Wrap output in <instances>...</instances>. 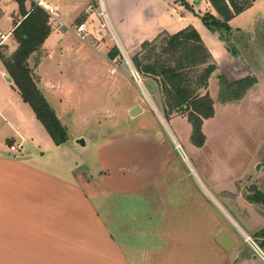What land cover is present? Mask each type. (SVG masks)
I'll list each match as a JSON object with an SVG mask.
<instances>
[{
  "label": "crops",
  "instance_id": "0c3cea01",
  "mask_svg": "<svg viewBox=\"0 0 264 264\" xmlns=\"http://www.w3.org/2000/svg\"><path fill=\"white\" fill-rule=\"evenodd\" d=\"M13 1L0 0V20L8 14L13 19L8 32L0 31L8 34L4 45H11L5 57L17 48L11 36L22 20L18 9L13 8ZM33 1L24 5L26 11L31 9ZM40 1L55 11L58 22L41 48L30 56L28 66L40 92L49 97L56 95V100L63 104V111L52 110L65 127L68 140L60 146L53 144L13 82L3 79V73L9 75L0 60V264H264V253L260 250L264 249L261 232L264 228H259V234L252 238L257 252L230 225L238 226L232 213L241 217L243 225L251 212L264 226V218L256 211L259 204L248 201L252 194L244 195L250 177L243 181L232 173L217 175L208 146L213 140L217 145H225V140L210 138L206 132L207 124L218 113L237 116L247 109L244 103L252 89L237 101L222 104L218 99L220 78L231 84L253 76L243 55L232 52L229 43L218 40V33L210 34L198 17L191 15L178 0H105L110 19L107 21L119 41L115 37L114 40L120 50L132 57L143 42L152 41L162 33L172 35L189 26L194 28L217 67L207 87L214 103V116L202 123L204 143L200 147L192 142L191 126L184 115L174 114L169 118L188 162L192 160L195 165L196 169L189 163L192 172L170 139L153 130L152 135L119 138L104 146L97 144L93 147L92 165L83 160V170L77 173L78 163L74 164L70 156L67 159L64 146L71 139L83 149L87 142L84 147L78 145L76 140L82 137V132H74L70 124L63 122L67 111L73 116L70 98L74 92L70 90L61 97L58 88L60 78L66 74L63 66L84 62L89 48L93 49L89 43H81L72 28L83 15L87 32L93 10L87 11L89 0ZM184 1L188 5L199 2ZM203 1L205 11L216 17L209 0ZM236 17L228 22L232 31L229 41L237 33L231 27ZM235 42L237 45L238 41ZM103 58L109 74L116 76L108 80V89L104 91L109 103L115 106L120 104V96L132 82L120 68L113 69L106 56ZM46 69L52 74L50 78L43 76ZM72 69L75 72L76 68ZM73 70L70 74L74 76ZM98 77L93 75L95 83ZM257 82L255 86L259 87L260 80ZM136 97L135 94L127 100L122 111L139 106V115L142 114L144 109ZM116 110L115 107L102 110L104 116L98 114L101 118L96 119L97 125L102 120L114 122ZM75 120L79 123L73 126L88 121L84 116ZM23 144L31 145L32 150L20 154L7 148L23 147ZM102 149L107 155L104 162L99 160ZM263 161L257 159L253 163L251 179L256 177ZM197 173L208 189L201 188ZM240 209H246L248 215L240 214Z\"/></svg>",
  "mask_w": 264,
  "mask_h": 264
},
{
  "label": "rangeland",
  "instance_id": "374dc122",
  "mask_svg": "<svg viewBox=\"0 0 264 264\" xmlns=\"http://www.w3.org/2000/svg\"><path fill=\"white\" fill-rule=\"evenodd\" d=\"M30 1L31 0H26L24 5L29 4ZM198 1L199 2L197 4L193 1V4H191L192 6L188 5V3L184 0L183 4L181 2L180 4L184 7V9L190 12L191 15L198 17V20L210 34H215L203 24L201 17L211 13L205 11V3L203 0ZM88 3V6L90 7H87V11L93 10L92 18L90 23H88V31L85 32L83 39L81 38L83 42L79 40L77 41L79 43H89L92 45L91 47L93 49L89 48L90 52H86L87 55L85 53L86 57H84V62L78 63L74 66H63L66 74L64 73V77L60 78V88H58V94L61 95V97L66 95L70 90L74 92V96H71L72 98H70V101L73 102V106H71L72 108L70 109L74 110L72 113L74 118L73 116L68 115L69 112L67 111V114L63 116V122L70 124V126H72L70 128H72L74 132H76L75 130L82 132V137L80 138H82L84 142H87V146L83 149L77 147L74 144V140L71 139L68 144L64 146L66 148L67 159L70 156L72 157L74 164L75 162L78 163V168H76L77 173H81L83 170V160H86V164L92 165L94 161L93 147L97 146V144L104 146L108 143L110 145V143H113L114 140L116 141V139L119 138L134 135L139 138L143 135H152L153 130H158L164 135V137L169 138L168 130L165 124L156 117V114L153 112L151 107V105H154L159 110L161 116H164L161 106V95L158 92L157 84L154 82V77L151 74H143L138 70L139 74L145 80L144 86L150 95V105L148 100L142 95L140 87L129 75L122 53L119 51L116 41L114 40V37L118 40L116 33L113 27H111L110 22L108 23L110 19L107 13L108 7L105 0H89ZM12 5L14 9H18V5L15 1L12 2ZM85 22V17L83 15L80 16L76 23L73 24L72 28L74 32L76 31L77 33L78 26ZM105 22H107L108 25H106ZM49 23L52 29L54 23L56 24V21L50 20ZM12 24V17L9 14L4 15L0 20V31L4 33L8 32L11 29ZM231 27L236 30L237 33L234 37L230 38L231 40L228 42L229 46H232L233 51L240 52L243 55V60L246 63L248 62L249 67L252 70V77L256 78V80H260V84L259 87L255 86L259 82L258 81L250 88L252 89V92L249 93L250 96L244 103L247 107L246 111L237 114V116H234V114L231 115V113L223 116L218 113L217 117L207 124L206 132L208 137L210 135V138H214L215 140H225V145H217L213 140L212 145L208 146L210 157L213 159L216 167L217 175L220 177L232 173L233 177H237L244 181L247 177H250L251 179V176L254 175L253 163L256 162L257 159H259V161L264 160V0L258 1L255 5H252L250 8L245 10L242 15H238V17L232 21ZM12 38L13 37L11 36V39ZM235 41H238L237 45ZM11 42H13V40ZM10 47V43L3 45L0 48V54L6 56L8 54L7 50ZM114 48L118 50V54L114 60H110V65L114 69L115 65L118 64V68H120L121 71H124L132 82V84L129 85L130 88L126 86V89H124L125 92H123L120 96V104L115 103V106L109 103L108 94L104 91H107L108 89V80L116 76H111L109 74L108 64L103 58V56L107 57V53ZM123 53L125 54L124 51ZM229 53L232 55L231 50ZM128 57L133 59L130 53L128 54ZM86 59H88L86 64L87 66L85 65ZM72 67H74V69L76 68L75 72ZM71 70H73L74 76L70 74ZM79 70H83V74L79 73ZM94 74L99 75L97 83L94 82ZM118 74L120 75V72H118ZM50 75L52 74L51 72L48 73L47 69L45 71L43 70V76L45 78H50ZM67 75H70V78H67ZM63 78L65 80H62ZM250 89H248L246 93ZM135 94L140 105L143 107L144 112L140 115L139 113L136 114L132 117L134 119H132L130 118L129 111L125 112L122 111V109L125 102L132 98ZM43 95L53 110L63 111V104L61 105L56 100V95L52 97H49L47 94ZM76 95L79 96L76 98ZM114 107L117 109V115L114 122L102 120L98 126L96 119L101 118L98 117V114L102 115L101 112L105 109L114 110ZM78 116H84L87 118L88 121L85 122L87 124L80 123V126H73L79 123L75 120V117ZM72 118L73 122L71 121ZM166 121L169 124V128L175 139L178 143H180V138L174 130L170 119L168 118ZM229 141H231V144L227 145V142L230 143ZM236 141L238 142V146L235 145V143H237ZM218 143L220 144L222 142ZM31 147V145L23 144L19 153L23 154L28 149H31ZM181 147H183V145ZM182 150L184 151V147ZM99 154L100 161L104 162V160H107L105 150L102 149ZM189 163L194 169H196L192 160L188 162V165ZM92 168H94V166ZM258 168V173L255 175L256 177L251 180L249 179L247 186L244 188V195H247V193L250 195L253 194V191L255 190L254 187L257 189L259 188L264 194V161L260 166H258ZM259 174H261L260 177ZM197 175L200 177L202 182L201 188L203 189L205 187L208 189V185L200 173H197ZM243 184L244 182L239 183L240 186ZM252 189L254 190L252 191ZM216 198L218 201L219 197ZM256 211L264 218V206L258 205ZM238 212L240 214L243 213L246 216L248 215V211L246 209H240ZM251 215L253 214L250 212L249 216H247L244 224L242 225L241 217H236V214L232 213L233 219L238 223V226L235 224L233 225L232 223L230 224L233 232L237 235H241L239 232V230H241V232L251 238H254L256 234H259V228L262 229L264 226L260 220H257L256 217L253 218ZM261 232L264 233V231ZM260 250L264 253V249L260 248Z\"/></svg>",
  "mask_w": 264,
  "mask_h": 264
},
{
  "label": "trees",
  "instance_id": "16d2710c",
  "mask_svg": "<svg viewBox=\"0 0 264 264\" xmlns=\"http://www.w3.org/2000/svg\"><path fill=\"white\" fill-rule=\"evenodd\" d=\"M14 1L22 17L12 32L17 48L9 57L0 54V60L23 102L31 108L53 144L60 146L68 140L67 131L40 92L28 66L30 56L41 48L51 32L49 16L35 3L26 11V0ZM178 1L183 4V0ZM255 1L209 0L217 16L206 14L201 20L210 31L219 34L220 41L227 44L232 32L228 22L250 8ZM117 54L118 50L111 49L107 58L114 60ZM131 60L137 71L154 77L161 95L164 118L174 114L184 115L191 126L192 142L202 146V123L214 116V103L207 92L208 80L217 67L194 28L189 26L172 35L162 33L152 41L143 42ZM147 64L153 65L157 72L150 71ZM219 81L218 99L222 104L240 100L257 83L254 77L231 84L224 78ZM247 199L264 206V194L260 191L255 190Z\"/></svg>",
  "mask_w": 264,
  "mask_h": 264
},
{
  "label": "built area",
  "instance_id": "2783aa9c",
  "mask_svg": "<svg viewBox=\"0 0 264 264\" xmlns=\"http://www.w3.org/2000/svg\"><path fill=\"white\" fill-rule=\"evenodd\" d=\"M34 3L39 6L40 8H42L49 16V21H57V17L55 14V11L51 9V7L49 5L44 4L42 1L40 0H34ZM105 16V13H104ZM58 22V21H57ZM60 25V24H59ZM107 25V24H106ZM86 30H85V26L84 24H80L77 28V34L79 35L80 38L83 39L84 34H85ZM8 39V34H3L0 32V48L4 45V43L6 42V40ZM119 49V48H118ZM119 51L122 53L123 56V60L125 62V65L129 71V75L130 77L134 80V82L140 87L142 95L149 101L150 95L148 93V91L146 90L145 86H144V78L139 74V72L137 71V69L134 67L132 60L128 57V55L125 53H123L122 50L119 49ZM116 69L118 68V64L115 65ZM151 105V103H150ZM151 105L153 112H155L156 117L165 124L167 130H168V137L170 139V141L172 142V144L175 146L176 150L180 153V155L184 158L185 163L188 165V160L187 157L185 156L180 144L177 142V140L175 139L172 131L169 128V124L167 123L166 119H164V116L162 117L161 114L159 113V110L154 106ZM8 150L10 152L13 153H18L21 150V146L20 145H9L7 146ZM189 170L192 172L191 167L188 165ZM241 236L243 237L245 243L252 247L255 251H259L258 247L256 246L254 240L245 235L243 232H241V230H239Z\"/></svg>",
  "mask_w": 264,
  "mask_h": 264
},
{
  "label": "water",
  "instance_id": "95a60500",
  "mask_svg": "<svg viewBox=\"0 0 264 264\" xmlns=\"http://www.w3.org/2000/svg\"><path fill=\"white\" fill-rule=\"evenodd\" d=\"M147 68H148L150 71H152L153 73H156V72H157L156 68H155L153 65H151V64H147ZM2 76H3V79H4L5 81H7V82H9V83L12 81L11 78L8 77L5 73H3ZM140 111H141L140 107H139V106H135V107H133V108L129 111V115H130V117H133V116H135L136 114L140 113ZM76 143H77L78 145H80L81 147H84V145H85V142H84V140H83L82 138L76 140Z\"/></svg>",
  "mask_w": 264,
  "mask_h": 264
}]
</instances>
